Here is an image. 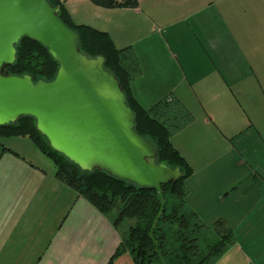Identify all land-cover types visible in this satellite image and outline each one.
Listing matches in <instances>:
<instances>
[{"label": "crops", "instance_id": "0c3cea01", "mask_svg": "<svg viewBox=\"0 0 264 264\" xmlns=\"http://www.w3.org/2000/svg\"><path fill=\"white\" fill-rule=\"evenodd\" d=\"M206 7L214 9L208 11L206 20L194 21L192 28L202 29L204 37L203 32L197 34L193 47L203 59V69L211 76L214 89L223 93L220 103L229 107L225 122L220 120V124H226L224 132L215 125L221 131L217 138L224 143L235 141L231 148L238 152L236 165L245 172L233 182L231 202L220 199L224 206L220 205L216 212L188 204V193L185 206L195 212L202 223L210 225L222 219L233 230L234 243L214 264H264V0H210ZM71 17L75 23L108 32L118 46L106 24L77 22ZM173 39L167 38L164 43L161 38L153 50L145 51L144 56L133 48L134 44L117 47L131 46L138 57L140 75L133 80L132 91L145 108L169 94L179 99L176 87L168 82L170 76H179L176 72L179 55L170 53L179 43L174 44ZM165 44H168L167 53ZM166 61L174 71L167 73L164 69ZM254 105H262L260 111H255ZM235 109L239 111H235L237 117L233 114ZM216 123L219 124V120ZM188 125L172 136V142L190 164L183 145L177 147L174 140L185 133ZM9 138H14L11 139L14 145L24 142L22 144L29 150L35 147L26 136L0 138V150L3 149L0 162L8 155L14 160H25L18 150L8 146ZM228 167L223 166L224 169ZM36 168L45 174L43 168L38 165ZM50 177L53 184L68 188L59 200L61 211H56V207L52 212L18 211L22 209V199L18 202L20 197L16 195L20 194L22 186L0 181V264H109L122 234L111 224L112 216L101 214L58 180L55 166ZM208 202L206 199L207 207ZM110 264L133 262L125 253L115 257Z\"/></svg>", "mask_w": 264, "mask_h": 264}, {"label": "trees", "instance_id": "16d2710c", "mask_svg": "<svg viewBox=\"0 0 264 264\" xmlns=\"http://www.w3.org/2000/svg\"><path fill=\"white\" fill-rule=\"evenodd\" d=\"M59 6L58 17L77 32L80 50L89 57L102 55L105 67L117 78L126 103L135 114V131L149 139L157 150V162L179 168L182 176L161 185L163 208L153 228L156 244L150 238V227L160 208V195L150 187L110 176L101 170L84 171L53 150L36 129L35 120L23 116L16 123L0 125V138L28 137L34 146L55 166V176L78 197L88 201L98 212L111 215V224L122 231L115 257L128 254L133 264H214L234 243L233 230L217 219L211 226L202 223L195 212L187 210L186 178L193 172L186 158L172 142V136L190 124L193 115L173 94L145 108L135 98L132 82L140 75L136 53L131 46L117 48L106 31L88 24L75 23L65 6L66 0H48ZM105 8L132 7L138 0H89ZM58 63L40 43L23 37L16 45V60L2 68L4 75L31 76L33 82L54 78ZM115 213V214H113ZM159 252V255L157 253Z\"/></svg>", "mask_w": 264, "mask_h": 264}, {"label": "water", "instance_id": "95a60500", "mask_svg": "<svg viewBox=\"0 0 264 264\" xmlns=\"http://www.w3.org/2000/svg\"><path fill=\"white\" fill-rule=\"evenodd\" d=\"M58 12L59 6L48 0H0V125L33 117L49 146L81 170L105 171L156 189L160 208L149 231L156 244L153 228L163 208L161 185L175 182L182 173L157 162L153 143L135 131V114L105 58L84 54L77 32ZM23 37L46 47L58 63L52 80L2 74L5 65L15 62Z\"/></svg>", "mask_w": 264, "mask_h": 264}, {"label": "rangeland", "instance_id": "374dc122", "mask_svg": "<svg viewBox=\"0 0 264 264\" xmlns=\"http://www.w3.org/2000/svg\"><path fill=\"white\" fill-rule=\"evenodd\" d=\"M209 2L210 0H138V3L132 7L105 8L96 6L89 0H66L65 6L75 21H91L96 24L102 22L104 26L106 24L113 37L115 36L114 39L117 40L119 47L134 44L133 48L143 56L148 48L153 50L161 38L164 43L170 37L174 38L172 41L174 44L179 43V46L174 45L176 50L173 48L174 50L170 51L172 54L179 55V69L176 70L179 76L176 77V74L170 76L168 82L171 81V84L176 87L180 101L193 115V120L185 133L174 138L177 147L179 144L183 145L193 169L185 180L187 203L198 208L204 207L207 212L214 210L216 212L220 205L224 206L221 200L231 202L234 196V194L230 195L233 182L243 176L245 171L236 165L238 152L235 148H231V143L236 144L235 141L232 140L231 143L225 141L227 145L225 146V143L217 138L221 132L218 128L222 132L226 128V124H220V120L225 122V117L228 116L226 110L229 107L226 108L225 103H220L223 93L214 89L211 76L207 70L203 69L205 67L201 63L203 59L193 47L194 37L197 34L201 35L202 32L204 37V31L193 29L192 26L195 25L196 19H207L208 11L214 9V7L210 9L206 7ZM164 46L167 53L168 44ZM164 64L167 73L174 71L170 69L168 61ZM253 107L258 112L262 105ZM235 111L239 112L235 109L234 115ZM217 120L219 124L216 123ZM228 126L231 127V125ZM11 139L14 138L7 140L8 146L18 150L24 155L25 160H14L10 155L3 157L0 162V181L13 182L22 186L20 194L14 193L20 197L18 202L22 199V209L18 211L52 212L54 207L56 211H61L59 200L68 188L53 184L50 177L53 162L35 147L29 150L26 144H22L24 142L14 145V140ZM223 164L230 166L229 169H224ZM37 165L45 170V174L36 168ZM206 199L209 201V207L205 205ZM230 208L228 207L229 210ZM211 225L212 223L209 226ZM121 230L125 231L126 226Z\"/></svg>", "mask_w": 264, "mask_h": 264}]
</instances>
